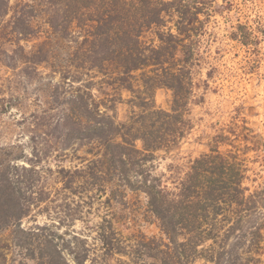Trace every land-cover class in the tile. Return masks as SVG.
I'll return each instance as SVG.
<instances>
[{
    "label": "trees",
    "instance_id": "16d2710c",
    "mask_svg": "<svg viewBox=\"0 0 264 264\" xmlns=\"http://www.w3.org/2000/svg\"><path fill=\"white\" fill-rule=\"evenodd\" d=\"M221 6L0 0V62L12 72L6 80L41 91L28 117L31 152L0 144V264L12 248L34 264H264V186L251 190L244 159L220 148L229 137L216 135L184 171L170 163L159 172L155 163L193 127L195 69ZM230 36L249 47L258 40L243 23ZM159 87L172 91L170 109L157 106ZM20 98L0 96V114ZM119 104L128 106L124 119ZM68 157L78 164H63ZM134 196H144L161 236L117 226L134 220ZM95 202L103 210L97 221L82 210ZM42 204L59 221L25 228L22 220ZM64 218L86 225L64 228Z\"/></svg>",
    "mask_w": 264,
    "mask_h": 264
},
{
    "label": "rangeland",
    "instance_id": "374dc122",
    "mask_svg": "<svg viewBox=\"0 0 264 264\" xmlns=\"http://www.w3.org/2000/svg\"><path fill=\"white\" fill-rule=\"evenodd\" d=\"M218 2L222 5L221 11L209 23V32L202 47L204 58L195 69V99L189 113L193 127L172 152H162L155 163L159 172L167 171L170 163L178 164L184 171L192 160L209 151L216 135L224 133L229 138L220 148L224 151L233 149L239 153L249 169L246 183L251 190H255L264 186V0ZM238 23L250 28L258 37L257 43L249 47L230 36ZM32 44L33 42L29 43ZM11 76V70L0 62V96L20 94L21 97L14 101L15 105L11 109L0 114V144H19L30 153L32 132L28 117L36 109L41 91L36 84L28 83L23 85L25 89L21 87L17 90L14 83L6 80ZM155 100L158 107L170 109L172 91L167 87L157 88ZM118 107L119 117L124 119L128 106L119 104ZM64 159L62 163L68 166L79 162L72 157ZM51 163L56 164L55 160H51ZM41 166L43 167V162ZM61 197V194L58 195L57 203ZM71 199L72 197L68 200L69 203ZM131 200L135 203L131 205L133 214H130L134 220L128 224L121 220L117 226L128 235L141 230L149 236H161L158 222L145 212L144 196H134ZM65 210L58 208V214L67 217ZM82 210L85 213L89 210L90 214L87 212V215L96 221L100 219L98 215H102L101 211L103 212L102 209L98 210L96 202L92 208L84 206ZM51 214L52 216L43 213L42 204L34 207L22 220V224L28 228L43 225L45 221L52 222L53 219L58 222L56 212L51 211ZM64 220V228L74 227L80 231L86 225L81 220L73 223L69 218ZM7 233L3 232V237ZM25 253V250L12 248L5 264H34L26 258ZM262 256L264 258V251Z\"/></svg>",
    "mask_w": 264,
    "mask_h": 264
}]
</instances>
